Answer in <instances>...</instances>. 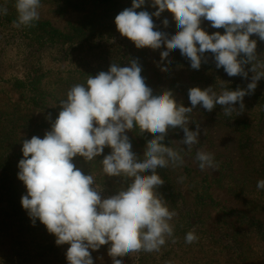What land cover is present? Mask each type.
Returning <instances> with one entry per match:
<instances>
[{
    "label": "clouds",
    "instance_id": "clouds-1",
    "mask_svg": "<svg viewBox=\"0 0 264 264\" xmlns=\"http://www.w3.org/2000/svg\"><path fill=\"white\" fill-rule=\"evenodd\" d=\"M145 0H132V6L115 17L118 31L135 43L137 48L178 49L192 69L199 70L205 52L214 55L217 68H223L229 77L248 78L244 89H224L219 95L212 87L189 89L191 107L177 105L171 91L153 95L141 76L137 60L128 66L112 64L107 72L89 77L85 84H74L61 101L62 110L43 139L33 136L23 142L24 159L19 162L18 177L27 188L21 199L33 223L38 218L54 234L58 245L68 243L66 258L69 264H94L89 249L111 242L108 254L113 264L130 252L159 251L166 237H173L174 226L169 222L176 216L154 189L165 182L157 169L182 163L177 151L162 143L169 128H181L182 143H198L199 129L186 126L187 113L197 106L211 112L216 105L224 107L230 116L239 104L244 109V97L255 91L257 82L264 78V62L258 60L257 43L253 34L264 41V0H152L157 11L136 12ZM41 0H15L17 19L14 26L31 27L40 18ZM168 10L174 14L178 31L171 38L154 30L152 16L159 17ZM0 14H7L0 7ZM212 22V27L225 29V34H207L200 28L201 18ZM168 25V20L163 21ZM198 45V46H197ZM251 64L248 71L245 66ZM166 70V69H163ZM95 121L96 127L93 126ZM138 127L141 133L153 134L147 142L144 158L138 161L131 151L126 130ZM113 151L102 160L103 171L109 176L134 178L125 190L101 200L91 187L93 177L85 175L71 162L77 154L91 161L103 152L104 146ZM199 168L215 169L214 154L198 151ZM150 172L148 175L140 173ZM264 190V179L257 182ZM99 209V210H98ZM191 244L198 237L194 231L185 235ZM175 242V239H173Z\"/></svg>",
    "mask_w": 264,
    "mask_h": 264
},
{
    "label": "trees",
    "instance_id": "trees-1",
    "mask_svg": "<svg viewBox=\"0 0 264 264\" xmlns=\"http://www.w3.org/2000/svg\"><path fill=\"white\" fill-rule=\"evenodd\" d=\"M49 2L54 3L61 10L71 8L89 12V17L83 25L72 29L75 31L77 29L81 30V27L94 29L91 31L93 34L91 33L88 36L89 39L99 35V30L104 28L108 35L120 37L121 42L118 49L121 53L117 59L108 57L105 62L89 69L82 66L80 68L79 62H61V64L50 62L49 66L41 65L39 62L41 49L44 47L55 48L54 54H57L58 57L60 55L65 59L67 53L73 51L69 48L73 37L53 28L48 21H34L31 27H15L13 23L17 19L15 0H0V7L7 8L6 15L0 14V35L1 39L4 38L5 40V47L12 39L17 42V45H21V47L26 49L27 52L33 51V57L36 58L30 60L28 66L23 68V77L21 79L7 80V84L2 87L1 91L9 95V97L11 92L15 93L13 97H10L12 101L14 100L13 109L10 112L0 113V203L11 205V215L13 217H17L24 211L21 203V190L23 188L21 183L23 181L18 177L20 171L18 165L20 160L25 157L22 150H16V154L11 156V152H7L6 148L17 145H22L23 147L24 141L14 140L23 133L28 132L27 136L30 139L33 136L44 138L41 129L51 130V124L58 118L59 112L62 110L61 101L66 100L67 91L74 84L86 85V81L90 76L95 77L101 71L107 72L112 64L124 67L128 66L132 60H137L141 66V76L144 78L146 86L152 89L153 95H159L164 91H173L175 87H178L177 89H190L200 87V85L203 89L212 87L219 95L224 89L246 88L254 75V73L249 71L247 79L241 76L229 77L222 67H216L214 55L211 52L204 53L201 67L196 70L191 68L190 61L178 49L171 50L169 56L162 59L160 54L162 52L158 54L154 50L152 51L150 47L137 48L133 41L118 31L115 24V17L126 8H130L132 0H49ZM140 11H147L152 14L157 11V7L152 6V0H145V4L141 8L136 9L137 13ZM165 19L161 14L159 17L152 16L154 30L166 33L170 39L172 35L177 33L178 28L176 24H172L169 21L168 25L165 26L163 23ZM200 28L209 35L215 32H219L222 35L225 34L223 27L214 28L212 27V22L203 17L201 18ZM99 36L103 37L102 34ZM250 40L256 41L258 60L264 62V41H261L256 34L250 36ZM166 50L167 48L165 47L163 51ZM68 65H75L76 71L73 76L65 80L62 77H52L49 82L44 81L42 83V78L45 76L46 71L51 74L56 70L64 69ZM249 68H251V64L245 66L246 71ZM2 79L0 74V82ZM50 83L53 90L50 87H46ZM173 98L178 106L191 107L190 102L181 101L179 96H173ZM243 103L250 105L248 108L250 110H246L245 107L247 105H245L241 111L239 104H237L235 106L236 110L230 116L224 114V107L220 105H216L211 112L200 106L196 108L209 118L223 123L239 133L238 150L242 155L246 176L236 180L234 183L228 182L230 179L227 181L223 180L227 176L228 173L226 171L229 170L230 166L224 160L220 163L227 170L210 184L220 183L221 186L227 185V187V183L233 185L238 192V197H243L242 201L245 202L247 208L252 212L261 213V211H264V200H261V197L264 196V190L257 189V182L264 179V78L257 82V87L252 94L244 97ZM255 107L256 110H253ZM186 115L188 118L186 126L191 128V116L189 113ZM179 130L181 128H169L162 143L165 146L174 148L171 135L176 134ZM133 133V139H129L132 145L131 151L136 156L139 155L137 156L138 161H142L147 142L153 139L154 136L147 131L141 133L138 127L133 128ZM112 151L113 149L106 145L103 152L91 161L77 154L72 158L71 162L83 174L93 177V185L104 188L112 187L120 191L125 190L133 182L134 178L127 177L123 173L120 176H109L103 171L102 160L106 155L111 154ZM179 165L180 162L175 165L170 163L166 168L157 169V173L165 183L155 188L156 194L162 197L169 210L176 213L173 220L169 222L174 226L173 234L179 233L181 222L187 216L196 217L200 214V211L197 210L198 206L213 208V206L218 204L208 194L209 184L207 176L193 175L187 167L179 170ZM173 170H176L175 176ZM147 174L151 173H143V175ZM178 176L183 182L193 185L191 187L193 191L192 208L186 209L185 212L179 208L182 195L175 182ZM246 195H250L248 199L244 198ZM247 208L245 207V210L241 212L242 216L246 218V222L251 220L255 224L254 230L264 236V218L248 216L246 213ZM222 210L224 211V208ZM222 214L224 217L229 214V211ZM0 219H2L1 231L7 223L3 224V218Z\"/></svg>",
    "mask_w": 264,
    "mask_h": 264
},
{
    "label": "rangeland",
    "instance_id": "rangeland-1",
    "mask_svg": "<svg viewBox=\"0 0 264 264\" xmlns=\"http://www.w3.org/2000/svg\"><path fill=\"white\" fill-rule=\"evenodd\" d=\"M39 12V21H48L53 28L73 37L69 46L73 51L67 53L65 59L54 54L55 48L44 47L41 49L39 61L41 65L49 66L50 62L59 64L61 62H79V67L89 69L105 62L108 57L117 59L120 56L121 51L118 47L121 41L119 36H110L102 28L99 30V35L102 34L103 37L95 35L88 39L94 29L81 27V30H73L83 25L89 17V12L71 8L61 10L49 0L41 1ZM161 15L172 24H176L174 14L170 11L165 10ZM7 44L5 47V40L4 38L1 39L0 35V74L3 78L0 82V113L10 112L14 107V100L12 101L10 97H13L15 93L11 92L9 97V95L1 92L2 87L7 84L6 81L21 79L23 68L28 66L30 60L36 59L33 57V51L27 52L14 40L11 39ZM165 47L166 45L162 44L159 49H152V51L154 50L159 54L163 52ZM75 71V65H68L51 74L46 71L42 83L44 81L49 82L52 77H62L65 80L73 76ZM50 85L48 84L46 87L53 90L52 85ZM200 87L203 90L201 85ZM177 88L175 87L173 91L170 90L172 95L179 96L181 101L190 102L189 89ZM245 105L247 106L245 107ZM249 106L244 104L248 111L250 110L248 109ZM253 110H256V107ZM189 115L192 124L189 130L196 131L199 129L198 143L192 145L191 149L184 145L182 143L184 138L182 129L171 135L173 149L178 152L183 161L178 169L182 170V168L187 167L193 175H206L209 184L208 194L218 204L213 208L198 206L197 210L200 211V214L196 217L187 216L181 222L179 233L173 234V237H166V242L159 251L148 252L142 249L130 252L123 257H116V259H121L123 264H264V236L254 230L255 224L251 220L246 222V218L242 216L241 212L245 210V207L247 208L245 202L242 201L243 197H238L235 187L229 183H227L228 187L227 185L221 186L220 183L210 184L227 170L220 163L224 160L230 166L229 170L226 171L228 174L223 180L230 179L228 182L234 183L246 176L242 155L238 150L239 133L235 129L209 118L197 108H193ZM93 126H98L95 121ZM48 131L50 130L41 129L44 136ZM27 134L28 132L20 134L14 140L19 142L29 140ZM124 134L129 139L134 137L133 129L126 130ZM6 150L11 152V156H14L16 150H22V145L8 147ZM198 151L213 153L218 167L201 170L199 162L196 160ZM173 171L175 176L176 170ZM175 182L182 195L179 208L185 212L186 209L192 208L193 191L191 187L193 185L183 182L179 176L176 177ZM21 185L23 186L21 190L22 199L23 196L27 195V188L24 182ZM91 187L97 191L102 201L120 192V190L112 187L104 188L95 185H91ZM154 191L156 192V189ZM249 196L246 195L244 198L248 199ZM261 198L264 200V196ZM11 211V205L0 203V218H3V224L7 223L0 231V264H69L66 252L70 244L58 245L56 243L57 237L50 233L38 218L33 223L27 209L24 208V211L17 217H13ZM227 211L229 214L223 217L222 213ZM246 213L254 218H264V211L256 213L247 208ZM1 220L0 226H2ZM189 231H194L198 237L191 244L186 243L184 239ZM110 246L111 242L101 245L95 250L89 249L94 264H113L112 257L108 254Z\"/></svg>",
    "mask_w": 264,
    "mask_h": 264
}]
</instances>
